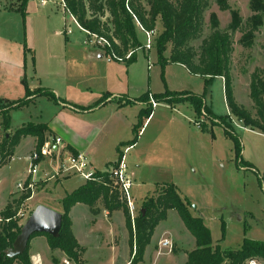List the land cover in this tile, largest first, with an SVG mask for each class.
Returning a JSON list of instances; mask_svg holds the SVG:
<instances>
[{"label": "rangeland", "instance_id": "374dc122", "mask_svg": "<svg viewBox=\"0 0 264 264\" xmlns=\"http://www.w3.org/2000/svg\"><path fill=\"white\" fill-rule=\"evenodd\" d=\"M41 1L29 2L35 20L28 21L27 24V21L23 23L19 13L6 12L4 10L6 0H0V35L17 40L27 33V27L30 31L33 27L35 48L26 58L27 76L34 77L42 87H49L48 89L56 87L55 79L52 77L55 63L49 64L50 61L49 63L47 61V46L52 43L55 52L59 51L66 42L64 34L66 31L71 42L83 44V52L88 50L89 53L92 50L93 60L88 67L93 78L90 96L98 98L106 92L131 98H139L146 93L162 94L166 91L203 94L204 78L190 74L179 64L169 63L163 68L154 43L150 52L139 50L133 64L128 66L117 63L101 47L95 45L94 40L90 43L86 35L73 23L61 0H51L44 7L40 6ZM21 2L22 0H7L6 7L17 9ZM249 2L250 0H225L224 5L231 10H238L243 19V30L232 34L228 29L231 23L230 11L221 10L219 0H209V7L203 17L202 33L197 40L190 43V47L199 52L203 41L213 31L211 15H216L220 22L219 29L231 34L233 40L231 76L234 98L240 106L255 115L256 110L250 99V83L251 75L256 69L264 70V13L261 15L263 25L256 33L252 47H244L240 40L246 30L247 21L253 16ZM106 19L107 17L103 20ZM161 26L159 22L157 34L161 32ZM58 31L59 34H55ZM138 31L140 42L145 47L146 37L140 29ZM26 45L28 48L27 42ZM163 56L169 58L170 50L168 49ZM2 98L4 97L0 96V99ZM108 99L110 96L107 95L101 98V101L104 103ZM148 99L152 110L151 99L160 104L154 99V95L148 94ZM138 101L141 102L140 98ZM205 105L208 109H202L198 117L190 105H181L175 110L171 109L173 106L161 104L148 120L143 118V123L148 124L140 134L142 141L135 151L129 152L126 156L133 181L132 195L137 209L140 210L143 202L154 196L160 186L173 184L180 195L189 202L191 213L201 217L209 228L213 247H219L221 251H237L246 239L264 242V134L245 128L236 118H231L235 136L242 148L241 162V159L237 158L233 141L226 137L224 128L215 119V116L228 115L224 80L220 78L213 80L208 88ZM148 108L149 106L124 107V110L114 113L115 108L112 107L105 111L104 116L113 123V126L119 125L116 137L129 144L134 140L133 130L141 120L142 111ZM52 116L53 107L45 100H38L28 109L11 114L10 130L4 132L0 126V138L2 140L4 135L11 137L17 129L28 123H46ZM1 122L0 113V125ZM203 126L208 131H205ZM115 135L112 134V140L115 139ZM145 145L149 148V153L143 156V167L136 172L133 168L134 160L139 152L145 149ZM109 147L108 145L102 152L104 155L102 161L110 159L116 162L106 172H98L100 174L111 172L119 161L121 152L118 156L117 148ZM31 149L29 141L22 143L14 159L0 171V212L13 201H18L24 194L17 191L16 185L27 179L29 169L27 154ZM52 176L53 160L45 158L39 164V172L33 180L37 182L35 192L40 193L44 190L43 194H47L46 197L50 200L52 199L48 192L56 180L62 181L71 177L62 174L54 180L39 183ZM77 181L79 182V179L75 178L71 184L62 185L55 196L60 198L64 193L70 192L71 185ZM39 198L40 196H36L32 204L36 205L40 201ZM15 208H18L19 215H25L21 217V226L35 210L28 202L20 206L15 204ZM91 215L93 217H89L83 209H78L73 216L75 223L73 234L84 246H80L83 252L77 262L69 259L60 250L51 249L47 237L37 236L31 241L27 252L30 264H130L134 254L129 244L126 215L116 211L107 213V217L103 218L102 228H94V233L91 232V227L97 221L92 223L91 220L99 215ZM131 223L134 228L132 219ZM165 239L171 242L172 248L160 247V242ZM194 249V237L185 228L178 214L169 211L166 220L156 228L140 264H185L188 254ZM255 261L257 264H264L260 259Z\"/></svg>", "mask_w": 264, "mask_h": 264}, {"label": "trees", "instance_id": "16d2710c", "mask_svg": "<svg viewBox=\"0 0 264 264\" xmlns=\"http://www.w3.org/2000/svg\"><path fill=\"white\" fill-rule=\"evenodd\" d=\"M30 1L22 0L19 8L7 9L19 13L25 23L26 9ZM63 2L89 41L92 36H97L109 43V47L101 48L117 63L129 66L136 61L137 52L144 50L138 34L139 24L145 31H156L154 47L163 68L169 63L179 64L190 74L204 78L205 89L202 95L166 91L154 95V99L161 104L174 106L187 103L198 117L202 109H208L205 105L208 88L214 79L222 78L229 115L215 116V119L224 128L226 137L233 141L238 159H241L242 148L230 121L232 117L241 122L245 128L264 134V70L256 69L251 75L250 99L256 110V114L253 115L240 106L234 98L231 76L233 40L231 34L219 29L220 22L216 15H211L213 31L203 41L199 52L190 47V43L197 40L202 33L203 17L209 7V0H63ZM218 4L221 10L230 11L229 31L232 34L242 31L243 19L239 11L225 6V0H219ZM249 7L253 16L247 21L246 30L244 29L245 32L240 40V43L247 48L252 47L255 35L263 25L261 15L264 13V0H250ZM105 17H107L106 21L103 20ZM159 22L162 30L157 34L156 28ZM23 47L26 63L27 55L31 51L25 42ZM168 49L170 57L165 58L163 55ZM22 83L25 87L24 99L18 101L0 99L2 117L0 126L4 132L10 130L11 112L29 106L36 98L46 97L55 104L60 102L51 91L43 88L39 91H31L26 79ZM140 100L149 105L148 93ZM152 113L150 106L142 111L141 120L133 130L134 140L128 146L132 147L137 143L144 126L143 118L148 120ZM203 128L208 131L204 126ZM28 137L36 139L35 150L40 151L47 139L52 137V132L47 124L28 123L17 129L11 137L4 135L2 140L0 138V169L13 158L20 142ZM71 154L76 153L71 151ZM97 176L101 178L98 182H87L62 200L60 209L62 228L58 238L47 234H36L30 240L24 254L13 259L6 256V251L13 247L22 227L15 204L23 205L30 198V192L7 205L0 212V264H30L27 252L31 241L37 236L47 237L51 249L60 250L69 259L77 262L83 249L73 234L70 212L76 205L82 204L88 206L92 214L97 215L96 205L99 201L109 213L122 211L126 215L129 244L134 254L130 264L143 262L146 248L151 244L156 228L166 220L169 211L178 214L185 228L195 239V249L188 254L185 264H245L252 259L264 261V242L246 239L237 251H221L219 247L214 248L209 228L201 217L191 213L189 202L180 195L173 184L160 186L154 196L143 202L133 228L126 202L122 199L111 175L97 173Z\"/></svg>", "mask_w": 264, "mask_h": 264}, {"label": "crops", "instance_id": "0c3cea01", "mask_svg": "<svg viewBox=\"0 0 264 264\" xmlns=\"http://www.w3.org/2000/svg\"><path fill=\"white\" fill-rule=\"evenodd\" d=\"M30 4L31 3H28L26 9L27 24L28 21L35 20L34 18L35 15L32 14ZM6 5H7V0L4 6V10L6 12H9L10 10L7 9ZM64 22H66L65 19ZM30 24L32 26V22H30ZM76 27L82 33L85 34V32L81 30L77 25ZM55 34H59V31L55 32ZM64 34L66 36V42L59 49V51L55 52V48L52 43H49L47 46V56H48L47 61L48 63L50 61L49 64L55 63V65L53 66L54 75L52 77H54L55 79L56 87H53L52 89H48L49 87L48 88L42 87L39 81L36 80L34 77L27 76V62L25 63V59H24L23 43L24 42L28 43V49L31 52L32 49L35 48V40H34L35 31L33 30V27L31 31L29 27H27V33L25 32L23 37L17 40L4 35H0V96L4 97L2 99L9 101H18L24 99L25 87L22 83L24 79H26V82L31 91L40 88L51 91L60 101L59 104H55L46 97H38L33 102H31L29 106L24 107L20 110L28 109L31 105H34L38 100L42 99L47 101V104L50 105V107H53V116L48 118L46 123H44L48 125L50 131L52 132V137H49L47 140L53 141L55 139H60L62 142V147H64L68 153H71V151H73L76 154H80V153L87 154L92 167L97 172H106L110 167H112V165L116 162V160L112 161L110 159H105L104 160L105 162L102 161V157H104L102 152L105 151V148L108 145L110 146L109 148L116 147L117 155L119 156V153L122 151V149L125 148V146L129 145L131 142L129 144H126L124 143V141H121L116 137L115 133L119 125L116 124L113 126V123H111L109 119L105 118L104 116L105 111L108 110V108L112 109V107H114L115 108L114 113H115L116 111L118 112L120 110H124V107L150 106V105L138 101V99L141 97L131 98L127 95L116 96L109 92L103 93L98 98L94 97L93 95L90 96L89 90L93 78L88 71V67L91 66L93 60L92 50H90L89 53L88 50H85V52H83L84 47L82 43L79 44L77 42H71L68 38L66 31H64ZM220 79L223 81L222 78ZM148 94L156 95L150 93ZM107 95L110 96V99L102 103L101 98ZM126 102H130V103L127 104ZM160 105L161 103L155 109H157ZM181 105H189V104L186 103V104L175 105L171 107V109L177 110V108ZM155 109H153V112ZM14 112L15 111H12L11 114H13ZM228 115H229V110H228ZM147 124L148 123L145 122L140 134L143 132ZM107 130L110 132H108ZM112 134L115 135L114 140H112ZM26 141H29L32 145V149L27 154V159H28V157L32 154V152L36 148V139L32 137L23 139L20 142L19 146ZM140 141H142V138H140L139 136L137 143L131 147V150L129 152L135 151L139 146ZM19 146L15 149L13 158L3 168H6L8 164H10V162L14 159V156ZM144 148L145 149L139 152L136 160H134L135 165L133 166V168L135 169L136 172H139L142 169L143 167L142 158L144 155L149 153V148H146V145L144 146ZM2 169H0V171ZM128 173L130 176L131 174H130L129 165H128ZM27 174H28V170H27ZM75 178L79 179V182L77 181V183H73L71 185L72 186L71 191L64 193L62 197L57 198L55 194L57 193L59 188L62 187V185L64 184H68V183L71 184L72 179ZM39 183H45V181L41 180ZM84 184L85 182H83L80 178L75 176H71L62 181L56 180L55 184H53L52 186L51 191L48 192V195L52 200L46 197L47 194H43L44 193L43 190L40 193L35 192L34 197L31 200H28L27 202L29 205H31V207H33V209H35L40 205H44L50 209L60 212L62 200L68 194L74 192ZM36 196H40L39 198L40 201L36 205H33L32 200ZM78 209H83L88 214L89 217L92 216L91 215L92 212L88 206L82 204L76 205L70 212V218L72 221V230L74 229V225H75L73 216ZM96 210L98 211L97 215L99 216H97L96 218L94 217L91 220L92 223L97 221L95 222V225L91 227L92 228L91 232L93 233L95 231L94 228L97 227L102 228L103 218L104 217L106 218L107 213H109L108 211L105 210L101 201L97 203ZM116 212H122V211H116ZM77 241L81 247H84L83 244L79 241V239H77Z\"/></svg>", "mask_w": 264, "mask_h": 264}, {"label": "built area", "instance_id": "2783aa9c", "mask_svg": "<svg viewBox=\"0 0 264 264\" xmlns=\"http://www.w3.org/2000/svg\"><path fill=\"white\" fill-rule=\"evenodd\" d=\"M51 0H42L40 2V6H46ZM63 8L66 9L67 13L69 11L66 8L65 3L61 0ZM72 21L81 29L78 25L76 19L69 13ZM139 29L144 33L147 44L144 47V50L150 52L153 48L154 38L156 36V31H145L141 25L138 24ZM82 30V29H81ZM92 38V39H91ZM90 38V43L94 40L95 45L106 48L109 47V43L103 39L98 38L97 36H92ZM151 104L153 109H155L158 104L155 103L153 99H151ZM131 150V147L128 146L121 151V155L119 161H117V165L111 170L110 173L112 179L114 180L115 186L118 188L122 199L126 202V207L128 209L129 215L131 216L132 222L134 223L135 217L139 213V209H137L135 205V199L132 195L133 189V181L128 173V166L126 163V156ZM51 158L53 160V169L54 176L49 177L43 181L48 182L50 180H54L62 174H67L68 176H75L80 178L83 182H98L101 178H98L97 171L92 167L91 162L87 154H71L68 153L64 147H62V142L60 139H55L50 142L46 141L44 146L40 151L34 150L32 154L28 157L29 161V169L28 176L24 182H20L17 184V189L19 192L27 194L30 192L31 200L35 195V188L37 182L33 180V178L39 172V164L45 159ZM48 177L47 175H45ZM27 200V201H28ZM26 201V202H27ZM25 215H17L18 218L24 217ZM1 222V220H0ZM160 247L162 249H170L172 248V244L169 240L165 239L160 242ZM38 264V263H37ZM248 264H257L255 259L249 260Z\"/></svg>", "mask_w": 264, "mask_h": 264}, {"label": "water", "instance_id": "95a60500", "mask_svg": "<svg viewBox=\"0 0 264 264\" xmlns=\"http://www.w3.org/2000/svg\"><path fill=\"white\" fill-rule=\"evenodd\" d=\"M62 228V214L44 205L35 208L25 224L21 227L20 234L13 243V247L6 251L10 259L24 254L30 240L36 234H47L58 238Z\"/></svg>", "mask_w": 264, "mask_h": 264}]
</instances>
